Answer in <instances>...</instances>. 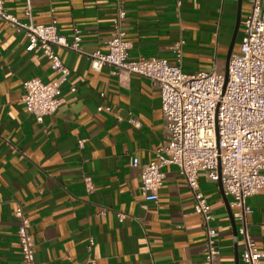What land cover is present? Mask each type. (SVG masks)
Listing matches in <instances>:
<instances>
[{"label":"crops","instance_id":"1","mask_svg":"<svg viewBox=\"0 0 264 264\" xmlns=\"http://www.w3.org/2000/svg\"><path fill=\"white\" fill-rule=\"evenodd\" d=\"M30 5L35 24L55 20L67 41L78 30L80 43L77 52L57 51L69 79L56 113L37 123L22 102V83H47L56 75L41 53L26 51L24 33L0 20V264H22L13 215L18 205L30 223L36 264H207L203 223L192 212L177 167L162 168L164 181L153 204L144 201L139 169L131 166L133 158L140 165L153 161L164 140L159 92L140 76L107 66L90 69L88 55L106 52L115 0ZM124 7L129 60L173 64V47L183 41L186 75L226 73L249 10L247 0H182L179 8L172 0H125ZM4 8L26 21L24 0H4ZM198 182L219 234L214 264H243L241 228L264 264V190L246 200L253 213L239 220L219 182L203 174Z\"/></svg>","mask_w":264,"mask_h":264},{"label":"built area","instance_id":"2","mask_svg":"<svg viewBox=\"0 0 264 264\" xmlns=\"http://www.w3.org/2000/svg\"><path fill=\"white\" fill-rule=\"evenodd\" d=\"M174 1L177 8L182 0ZM25 22H20L4 8L0 0V20L24 33L26 51L41 53L55 73L53 81L44 83L29 79L22 83V102L26 112L37 123L53 115L61 104V88L68 82L69 70L62 64L57 51H78L80 33L73 31L67 41L58 32L57 23L47 25L33 22L30 0H24ZM125 0H115V17L106 52L88 55L90 69L100 72L103 67L116 73H127L147 79L159 92L164 140L155 151V159L140 165L138 159L131 166L139 169V191L146 203L156 204L162 188V168L173 165L179 170L192 199V212L198 215L205 231L204 260L214 264L220 255L218 230L210 205L200 190L201 174L210 182L220 183L230 198L236 219L253 213L246 200L264 190V4L263 0H247L248 14L243 21L239 51L231 55L224 73L212 71L186 75L182 71L183 41L173 47L174 63L149 58L129 60L130 44L125 40ZM70 91L74 92L73 86ZM98 111L101 108L97 109ZM79 146L83 141L78 142ZM13 215L18 219L16 230L22 264H36L34 240L30 223L21 206ZM122 218V216H119ZM246 248L241 255L243 264H258L262 254L251 242L245 228L239 230ZM90 239L87 251L90 252ZM88 264H97L90 260Z\"/></svg>","mask_w":264,"mask_h":264},{"label":"water","instance_id":"3","mask_svg":"<svg viewBox=\"0 0 264 264\" xmlns=\"http://www.w3.org/2000/svg\"><path fill=\"white\" fill-rule=\"evenodd\" d=\"M225 76H227V71H226V73H225Z\"/></svg>","mask_w":264,"mask_h":264}]
</instances>
